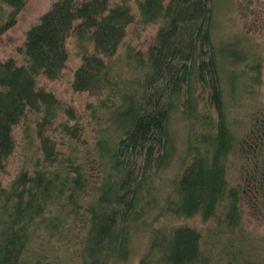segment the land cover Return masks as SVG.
Listing matches in <instances>:
<instances>
[{
  "label": "trees",
  "instance_id": "16d2710c",
  "mask_svg": "<svg viewBox=\"0 0 264 264\" xmlns=\"http://www.w3.org/2000/svg\"><path fill=\"white\" fill-rule=\"evenodd\" d=\"M213 2L137 0L141 22L162 25L147 55L130 48L121 64L113 57L135 21L131 7L123 1L57 0L27 31L26 63L0 60V170L16 147L14 127L28 112L43 115L44 154L39 159L44 165L31 174L21 172L10 189L0 191V264H125L135 231L150 233L140 264H221L213 249L203 248L198 229L153 228L162 212L154 213L156 175L182 154L192 158L174 179L175 196H166L165 209L204 220L223 210L231 228L242 217L240 190L226 177L235 133L223 99L229 54L214 40ZM2 3L11 10L4 18L0 14V36L16 23L26 0H0V13ZM71 36L83 54L74 90L108 94L101 114L94 112L108 126L81 162L42 134L41 127L63 108L52 92L37 86L39 75L60 76ZM206 88L216 122L199 108ZM65 111L75 117L70 108ZM78 129L66 123L62 131L74 138ZM75 221L80 224L77 256L62 258L53 238L66 236ZM245 260L242 264L250 262Z\"/></svg>",
  "mask_w": 264,
  "mask_h": 264
},
{
  "label": "rangeland",
  "instance_id": "374dc122",
  "mask_svg": "<svg viewBox=\"0 0 264 264\" xmlns=\"http://www.w3.org/2000/svg\"><path fill=\"white\" fill-rule=\"evenodd\" d=\"M56 1L26 0L16 23L0 36V60L15 58L18 64L26 63L23 50L27 31L39 23L40 17ZM122 1L131 7L136 18L128 26L127 34L113 57L121 64L130 48L147 55L162 25V22L142 23L137 0H110V3L114 5ZM1 5L4 11L0 14L4 18L11 7L3 3ZM213 10L214 40L223 47L224 53L229 54L222 75L224 89L227 87L223 99L235 140L227 158L226 177L230 186H237L240 190L242 217L231 228L223 210H219L216 217L204 220L198 215L176 217L165 209L166 196H175L174 179L192 158V154L189 158L182 154L183 157L178 155L168 166L161 167L156 175V189L152 195H157L158 203L154 213L161 209L162 212L153 222V228L170 230L177 226L194 227L203 235V248L213 249L221 264H242V261L246 262L245 258L250 261L247 264H264V0H214ZM226 47L232 50L228 51ZM67 48L69 59L58 78L51 80L44 75L37 77L38 88L52 92L63 108L51 123L41 128L42 134L50 135L56 141L59 151L68 156L71 154L76 157V161L81 162L88 157V149L95 146L98 134L108 126L105 119L96 120L94 113L96 110L101 114V103L108 94L74 90V74L82 62L83 54L74 36L68 39ZM69 108L75 117L65 111ZM199 108L203 114H210L217 121V109L211 102L209 88L201 94ZM42 117L41 112H28L14 127L16 147L0 170V191L10 189L21 172L31 174L38 166L44 165L40 161L44 159L39 133ZM66 123L79 128L78 137H70L62 131ZM182 129L185 134V127ZM88 167L94 169L92 162L88 163ZM147 217L152 220L154 215L150 213ZM72 224L76 227L66 236L61 235L63 239L53 238L57 248L61 245L59 251L62 258L77 256L80 224L76 221ZM149 234L134 232L133 253L125 264H140L149 247ZM169 238L167 236L166 239Z\"/></svg>",
  "mask_w": 264,
  "mask_h": 264
}]
</instances>
